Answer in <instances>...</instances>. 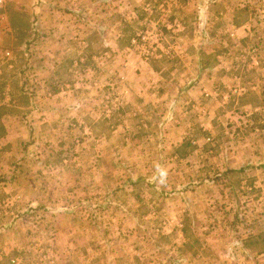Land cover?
Segmentation results:
<instances>
[{"label": "rangeland", "instance_id": "1", "mask_svg": "<svg viewBox=\"0 0 264 264\" xmlns=\"http://www.w3.org/2000/svg\"><path fill=\"white\" fill-rule=\"evenodd\" d=\"M173 3L145 2L146 15L132 39V51L154 57L161 51L162 38L177 35L173 27L168 28L167 20H155L157 10L168 19L167 9ZM189 3L190 16L185 18L191 21V69L202 68L194 62L199 58L213 71L227 69L232 74L221 82L227 87L223 92L206 91L200 105L194 102L193 108L191 104V123L198 115L206 121L196 124L198 135L202 134L199 125L211 131L203 135L206 140L196 144L191 139V155L178 158L169 154L173 150L167 145L161 151L158 140H145L143 147H136L137 140L128 128L131 121L121 118L123 112L113 114L105 77L97 90L88 77L67 76L57 70L53 82L64 88L55 96L63 99L52 102L48 97V102L66 109L65 117L71 121L68 134L72 135L64 141V153L53 159L58 169L47 173L45 179L47 183H65L67 198L59 201L67 204L68 212L57 216L41 210L28 212L27 194L19 190L0 198V255L8 254L7 258L13 253L7 264H264V122L254 121L249 108L252 98H242L237 91L243 84L264 83V72L253 69L264 68V0ZM62 5L59 0H0L4 11L0 13V104H8L1 107L0 118H15L5 122L6 127L0 120L1 168L14 158L11 139L24 135L18 146L26 148L31 142L28 131H35L27 122L29 116L46 110L44 104L33 108L35 98L42 100L45 93L38 95L30 78L38 69H54L50 60L44 59L49 45H34L44 35L34 24L42 19L44 9ZM9 6L31 21L34 33L20 39L15 35L5 12ZM93 7L84 16L91 32L100 28L101 22L96 20L102 19V13ZM130 18L125 15L122 22L129 24ZM130 26L132 35L137 28ZM91 29L84 27L83 31L88 34ZM78 36L68 45L72 54ZM78 46L81 51L92 47L84 41ZM93 47L105 50L103 43ZM170 51L175 53V48ZM59 65L60 60L54 66ZM120 81L125 83L122 77ZM127 91H119L117 97ZM149 102L141 107H148ZM126 105L122 104L121 111ZM147 112L148 116L152 109ZM198 145L202 149H197ZM157 164L168 172L164 186L153 179ZM70 170L75 172L70 174ZM0 190V195L7 193L3 186ZM193 199V211L200 217L194 220L199 224L195 226L206 223L210 235L191 234ZM248 248L255 250L254 255Z\"/></svg>", "mask_w": 264, "mask_h": 264}, {"label": "crops", "instance_id": "2", "mask_svg": "<svg viewBox=\"0 0 264 264\" xmlns=\"http://www.w3.org/2000/svg\"><path fill=\"white\" fill-rule=\"evenodd\" d=\"M71 1L74 2L70 4ZM59 2L63 4L61 7L44 9V16L41 20L40 18L38 21L36 20L34 24L44 30V35L40 40L36 39L34 45L37 43L49 45L44 59L48 58L54 69V72L48 71L45 67L41 70L38 69L30 78L33 79L32 89L38 95L41 92L45 93L42 100L35 98L37 100L33 108L36 110V105L38 108H42L44 104L46 110L32 112L33 115L29 116L27 121L33 131L35 130L32 133L28 131V140L31 142L25 144L26 148H22L18 146V140L21 143L25 138L24 135L12 138L10 141L13 147L11 153L14 156L12 163L7 164V167H0V186H3L4 191H7L4 195H0V198L5 197L6 194L13 195L19 190L21 194L24 192L27 194L25 201L28 203V212L41 210L45 214L54 216L68 212L65 208L67 204L61 205L63 202L59 201L64 197L67 198V192L64 189L65 183L55 180L47 183L45 177L51 170L58 169L53 159L64 153L67 146L64 141L72 135V133L68 134L71 121L68 120V115L65 117L66 109L61 106H53L50 103L51 99L52 102L55 98L63 99L62 95L55 96L64 88L58 87L53 82L57 70L60 73H66L67 76L73 73L78 78L88 77L89 84L97 87V90L103 84L101 79L105 77L108 93H111L110 104L114 111L113 114L120 115L123 112L121 118L124 121H131L132 124H129V127L127 123L124 125L132 131L130 136H134V139L137 140L136 147H143L145 140H158L161 143L159 147L161 151L165 150L167 145L169 146L167 148L173 150L169 154H173V157L176 158L183 154L190 156L191 139L193 143L199 144L201 140H206L203 135H208L211 132L202 130V125H199L202 134L198 135V131L195 129L196 124H205L206 121L198 119L200 116L198 115L197 121H194L192 116L193 123H191V104L193 108L196 107L193 105L195 103L200 105L206 91L223 92L227 87L221 82H224L228 75H232L227 69H219V71L214 69L213 71L212 68L203 66L199 58L194 62L200 64L202 68L191 69V21L189 19L186 21L190 16L189 0H174L172 7L167 9V13H170L168 19L166 15L157 10L155 20L157 19V22H166L167 20L168 28L173 27V32L176 31L177 35L169 39L162 38L161 51L153 54L154 57H148L143 52L137 53L130 48L132 39L142 23L141 17L146 15L147 5L145 2L147 0H59ZM87 4L89 8L86 7ZM92 5L94 6L93 10L102 13V19L96 20L97 23L101 22L100 28L94 29V32H91L92 29L84 18L86 12L92 11ZM60 13H65L66 17ZM127 14L131 18L129 24L125 25L122 21ZM129 26L130 29L137 28L132 35L129 34ZM84 27L86 30L87 28L91 29L87 31L88 34L83 31ZM80 31L85 34L83 37L78 36ZM75 36H78V44L77 50L72 54L73 51L68 48V45L73 43L72 40L76 39ZM82 38L84 39L80 40ZM197 40L198 38H195L193 41ZM80 41L88 43L89 46L92 45L91 51H87V49L81 51L78 46ZM101 43L105 45L104 51L93 47V44ZM56 45L60 49L58 52L55 51L57 50ZM172 48H175V53L170 51ZM33 49L35 50V46ZM59 60L60 65L54 66ZM161 63L163 64L159 66ZM99 65L103 67H99ZM253 69L264 72V68ZM120 77L124 79V84L121 83ZM64 85L66 88L70 87L68 84ZM243 85L239 86L237 91L242 98H252L249 108L254 121L256 123L264 122V83L260 85L255 82L252 85ZM123 89H128V93L118 98V92ZM196 96H199L200 99H194ZM48 97H50L49 102ZM5 102L2 101L0 109L3 106H8ZM145 102H149L148 107L142 108L141 106ZM124 103L127 104L126 109L121 111ZM12 104L15 106L16 101L14 100ZM116 108L118 109L116 110ZM150 109H152V113L147 116V111ZM12 119L15 118L9 116L0 118L5 127V122H11ZM7 134H9L8 131ZM196 148L202 149L199 145ZM162 153L165 154V152ZM18 158H21V162ZM54 161L58 164L57 160ZM116 163L114 160V164ZM74 172V170L69 171L70 174ZM29 189H31L30 193L27 192ZM193 192L195 191L193 190ZM193 204L194 199L191 200V220L193 219L191 234L206 236L209 234L207 230L210 226L207 227L206 223L195 226L199 224L194 223V220L200 219V217L195 215ZM68 216L69 213L65 215L67 218ZM70 216L73 217V215ZM205 219L202 218V220ZM16 250L22 251V249ZM254 251L253 248H248V252L253 255ZM7 255L4 253L2 256L0 255V264H7L8 257L13 256V253L6 258Z\"/></svg>", "mask_w": 264, "mask_h": 264}, {"label": "trees", "instance_id": "3", "mask_svg": "<svg viewBox=\"0 0 264 264\" xmlns=\"http://www.w3.org/2000/svg\"><path fill=\"white\" fill-rule=\"evenodd\" d=\"M3 12V10H0V13ZM5 12L9 17V22L13 32L19 39L27 38L31 33L35 32L33 24L31 23V21L29 22L27 20V17L22 12L18 11L13 6H9L8 10ZM259 236L261 237L262 235Z\"/></svg>", "mask_w": 264, "mask_h": 264}, {"label": "clouds", "instance_id": "4", "mask_svg": "<svg viewBox=\"0 0 264 264\" xmlns=\"http://www.w3.org/2000/svg\"><path fill=\"white\" fill-rule=\"evenodd\" d=\"M155 176L153 179L156 181L158 186H164L167 183L168 172L167 169L157 164L155 166Z\"/></svg>", "mask_w": 264, "mask_h": 264}]
</instances>
